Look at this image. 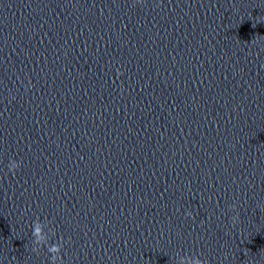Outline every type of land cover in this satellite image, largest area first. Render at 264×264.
<instances>
[{"label":"clouds","instance_id":"obj_1","mask_svg":"<svg viewBox=\"0 0 264 264\" xmlns=\"http://www.w3.org/2000/svg\"><path fill=\"white\" fill-rule=\"evenodd\" d=\"M118 74L122 75L119 69H117ZM21 163L17 160L13 159L8 164V171L15 175L16 171L20 168ZM232 209L235 210V205L232 206ZM187 215L191 216V213ZM238 217L233 216L232 221L235 224L237 222ZM54 235V233H53ZM33 241H32V251L38 252L41 247H47L50 255L51 264H61V250L64 245V241L61 238L56 243H49V233L43 230L42 222L39 219L33 222V231H32ZM178 255V264H207V261L201 259L198 256H190V255Z\"/></svg>","mask_w":264,"mask_h":264}]
</instances>
